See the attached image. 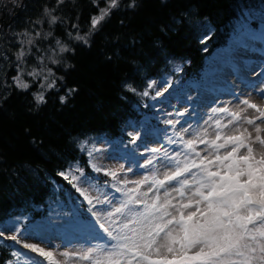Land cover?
<instances>
[{"label": "trees", "instance_id": "1", "mask_svg": "<svg viewBox=\"0 0 264 264\" xmlns=\"http://www.w3.org/2000/svg\"><path fill=\"white\" fill-rule=\"evenodd\" d=\"M130 3L120 0L103 26L91 30L90 18L98 15L93 0H0V228L21 215L31 224L61 212L66 194L77 192L58 173L73 169L87 177L94 171L88 155L96 152L93 141L120 136L124 121L156 108L155 87L147 89L150 77L207 71L212 57L225 55L233 27L246 22L264 29V0ZM45 8L57 16L55 24ZM90 31L87 45L75 39L77 32ZM57 39L71 51L59 53ZM22 48L26 54L17 61ZM33 70L36 77L28 75ZM15 76L30 85L27 91L16 88ZM41 93L46 102L37 104L34 96ZM104 221L117 226L111 213ZM10 254L0 239V264Z\"/></svg>", "mask_w": 264, "mask_h": 264}, {"label": "rangeland", "instance_id": "2", "mask_svg": "<svg viewBox=\"0 0 264 264\" xmlns=\"http://www.w3.org/2000/svg\"><path fill=\"white\" fill-rule=\"evenodd\" d=\"M260 48H249L248 53H244L248 58L240 65L241 74L238 78L235 77L231 66L224 68L221 79L229 80L228 91L206 86L205 91L194 96L192 112L185 110L190 107L187 102L183 103L178 96H171L176 93L169 94L163 104L166 119L174 117L175 111L186 113L176 122L178 137L184 140L195 139L193 130H198V133L206 132V139H215L217 131L224 136L239 135L244 131L243 134L252 145V151L241 149L237 158L232 155V146L225 145L218 154L229 158L217 161V153L214 150L198 144L197 151L201 153L199 157L185 155L181 149L176 159L174 156L171 159L156 158L151 165L129 171L119 157L120 151L105 147L102 142H96L98 151L94 154V164L116 171L120 175L116 176L119 182L124 181L127 188L134 191L135 198L139 193H143L147 199L146 203L152 204L151 209L143 215L135 214L129 217L124 210L117 213L116 218L121 223L122 230L115 232V235L126 240V251L120 248V252L111 253L113 256L110 253H106L107 256L99 254L102 249L91 248L94 247L93 242L87 243L85 239L78 237L75 233L77 230L72 232L71 228L59 226L51 231L45 230L43 235L36 231L28 233L27 235L34 237V240L29 242L43 241L41 246L54 252L58 264H92L93 260H101L104 256L106 263L116 262L118 259L114 256H121L117 262L119 264H264V223L261 226L252 223L248 233L243 232L241 225V219L256 221L261 218V214L254 210H238L231 214L241 218L236 220L225 216L227 207H221L219 204L213 206L205 200L212 193H216L214 191L219 184L231 191V201L239 208L244 205L241 190L246 186L264 199V141L257 139L258 136H264V122L257 118L259 114L254 109L239 102L247 98L264 107V95H261V90H264V75H256L264 73V68L260 66V59L264 57V45ZM162 84L164 83L159 82L157 87ZM211 89L215 92L213 96L209 95ZM160 90L164 91L163 88ZM220 106H227L229 111L237 113L240 119L211 111ZM209 116L213 119L209 120ZM249 118L255 123L248 124ZM216 119L221 120L222 126L219 130L215 127ZM257 126L261 129L260 133L256 131ZM133 129L132 124L124 127L129 133H135ZM148 135L150 133L144 137L145 142L157 147L159 144ZM205 158L209 163L198 171L205 172L207 168H211L217 174L218 186L215 189L209 190V183L197 175L198 172H195V178L184 176L183 172L176 177L177 167L186 159V164L191 167L194 160ZM139 160L142 163V158ZM147 169L149 171L143 174ZM221 171L223 175H220ZM175 179L180 180V184H176ZM80 187L94 199L98 198L97 191L88 182H81ZM114 204V199L109 201V205L103 200L101 205H97L95 201L92 212L99 224V211ZM218 212L224 215L219 216ZM4 230H8L6 233L10 234V228L6 227ZM34 256L39 258L35 254Z\"/></svg>", "mask_w": 264, "mask_h": 264}, {"label": "snow or ice", "instance_id": "3", "mask_svg": "<svg viewBox=\"0 0 264 264\" xmlns=\"http://www.w3.org/2000/svg\"><path fill=\"white\" fill-rule=\"evenodd\" d=\"M63 2H64V0H57V5L63 4ZM93 4H94V7L97 9L98 15H93L90 18V28H91V30H99L103 26V23L106 21V19L111 16L112 11L114 9H117L120 7V0H104V5H105L104 7L100 6V0H93ZM128 6L129 7H135L136 6L135 0H131V3ZM44 14H45V16L50 18L49 19L50 24H55L57 22V19H58L57 16L53 15L52 11H50L49 9L45 8ZM37 23H39V22H37ZM73 27L75 28L77 26L73 25ZM90 34H91V31L88 34H86L85 36H81V35H79V32H77L75 39L77 41L83 42L85 45H87L88 44L87 35H90ZM25 35H27V34L25 33ZM35 35H36V37H39L40 33H36ZM51 35H52L51 32H49L46 34L45 38H47ZM208 39H210V36L206 35L202 42L206 43ZM21 43H23V41ZM32 43H33L32 40H28V44H32ZM55 43L59 49V53L63 54L65 52L71 51L67 46L62 45L60 40L57 39L55 41ZM25 54L26 53L22 48L21 51L16 55L17 61H22V58L25 56ZM51 62L54 64L60 63V61L57 59H52ZM41 63H43L42 58H41ZM49 74H51L50 69H49ZM28 75L36 77L38 75V73L35 70H33L32 72H29ZM256 75H264V73H257ZM47 79H48V77L45 76L44 80L47 81ZM13 81H14L16 88H18L22 91H27L30 87V85L28 83H26L20 79V76L13 77ZM155 85H156V82L154 80L149 81L147 84V89H152ZM55 86H56L55 80L48 83V85H47V87L49 89L54 88ZM40 87L43 89L44 84L41 83ZM173 87H174V85L172 83L165 81L164 84H162L156 88L155 98H159V97L163 96L165 94V92H168ZM160 88H163L164 91L162 92L160 90ZM131 91L135 92V89L132 88ZM142 94L147 97V96H149V91L145 90ZM261 95H264V90H261ZM34 99H35L37 104H41V103L46 102L45 97L42 93L36 94L34 96ZM60 99L63 102L65 100V97H61ZM186 99H187L189 104L195 102V98L190 96V95L187 96ZM239 102L242 103L243 105L247 106L248 108L254 109L259 114L257 118L260 119L262 122H264V107H261L258 104L251 102L247 98H244V99L240 100ZM185 110L187 111L188 109H185ZM211 111L213 113L227 114L232 118L240 119L239 115L235 112H230L229 108L227 106H220L217 108H213V109H211ZM179 114L183 115V112H181ZM208 119L212 120L213 117L209 116ZM167 123L169 125H172L173 120H168ZM206 123H207V121H206ZM247 123L252 125L255 123V121L253 119L249 118L247 120ZM221 126H222L221 120L216 119L215 120V127L219 130L221 128ZM256 131H257V133L261 132V129L259 128V126L256 127ZM197 133H198V130H193V135H195V137H196L195 139L184 140L182 137H178V136L175 139L170 137L168 140V143L170 145L171 144L177 145L178 149H182L183 153L185 155L190 156V157L201 156V153L199 151H197V145L198 144L205 145L209 149L214 150L217 153V155H216L217 161H223V160L229 158V157H225V156L218 154L221 152L222 149H224L225 145L232 146V149H233L232 155H235L237 158H239V153H240L241 149H247L249 151H252V145L248 142V139L243 134L244 131L240 132L239 135H231V136L230 135H227V136L221 135L220 132L217 131V134L215 135V139L204 138L207 135L206 132H201L198 134ZM173 135L175 136V133ZM128 136H129V142H128V145H124L125 149L129 148V146H136L137 142L141 140L142 134L140 132H135V133H129ZM249 136H250V133H249ZM257 139L259 141H264V136H258ZM101 151H103V149H101ZM148 151L153 156L162 155L164 158H169V153L166 149L162 150V148H150V149H148ZM179 153H181V151L176 150L175 156ZM253 154H254V152H253ZM88 155L91 157L93 154L91 151H89ZM145 159H146V164L144 166L146 167L147 164H150L152 162V160L148 157H146ZM206 163H209L207 161V158H205L204 160H194L192 167L200 168V167H203ZM90 166L95 172H103V174L105 176H109L113 180H115L116 176L118 175V173L116 171L100 168L95 164H91ZM129 171H131V168H129ZM72 173H73V169H68L66 171H60L58 173V175L61 176L65 181H68L73 186V188H75L76 192L79 193V195L82 199V204L80 206H78V209L83 207V205H85V204L88 207L85 209V211L80 212L79 216H77L76 213L69 212L68 215H66L63 218H60L59 220H57L55 222L50 221L48 224V227L49 228H55L57 226L65 227V228L79 227V226H81L80 217L84 218L83 222H82L83 226H88L91 224V225H95V226L99 227V225L96 224V220H95V217L93 216V212H92V209L94 208V205H95V200L82 187H80L81 182H83V183L88 182L87 177H83L82 175L77 176V175L72 174ZM216 175L217 174L211 168H207L205 170V172L203 173L204 179L207 180L209 183V190H211V188H214L216 186V184L218 183V181L216 179ZM220 175H223V171L220 172ZM112 188L115 190L114 184H112ZM6 231H8V230H0V239H9L12 242H15L18 245V250L14 251L12 253V255L14 257H17V258L25 257V264H34V262L32 261L30 256H25V253L20 249L28 250V252H30L31 254L37 255L38 257L43 259L46 262V264H58V261L54 258V252L51 250H46L44 247L41 246V243H43V241L29 242V240H34V237H32L30 235H26V233H27V221L26 220H19L17 222V224L10 230V234L6 235ZM64 254L68 255L67 253H64Z\"/></svg>", "mask_w": 264, "mask_h": 264}]
</instances>
